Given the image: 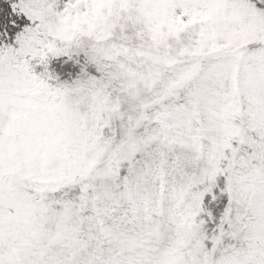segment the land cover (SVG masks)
<instances>
[{
	"label": "snow or ice",
	"instance_id": "6c2138e0",
	"mask_svg": "<svg viewBox=\"0 0 264 264\" xmlns=\"http://www.w3.org/2000/svg\"><path fill=\"white\" fill-rule=\"evenodd\" d=\"M0 264H264V0H0Z\"/></svg>",
	"mask_w": 264,
	"mask_h": 264
}]
</instances>
